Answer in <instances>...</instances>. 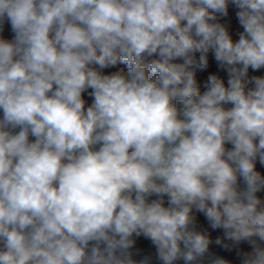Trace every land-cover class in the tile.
<instances>
[{
	"label": "clouds",
	"instance_id": "9594fccd",
	"mask_svg": "<svg viewBox=\"0 0 264 264\" xmlns=\"http://www.w3.org/2000/svg\"><path fill=\"white\" fill-rule=\"evenodd\" d=\"M0 264H264V0H0Z\"/></svg>",
	"mask_w": 264,
	"mask_h": 264
}]
</instances>
